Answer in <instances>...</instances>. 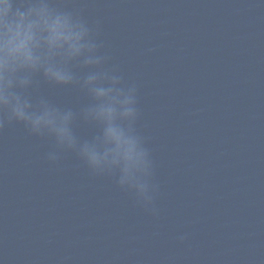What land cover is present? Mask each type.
<instances>
[{"label":"water","instance_id":"95a60500","mask_svg":"<svg viewBox=\"0 0 264 264\" xmlns=\"http://www.w3.org/2000/svg\"><path fill=\"white\" fill-rule=\"evenodd\" d=\"M49 6L79 16L104 67L135 86V129L152 165L150 188L135 191L152 199L145 204L122 188L118 170L96 174L52 138L5 123L0 264H264V0ZM39 19L34 12L25 22ZM33 32L35 58L46 31ZM3 48L0 28V60ZM11 59L29 70L22 52ZM88 71L73 67L80 79ZM25 94L76 114L92 102L80 87L50 84L42 73ZM72 130L80 143L100 134L79 115Z\"/></svg>","mask_w":264,"mask_h":264},{"label":"clouds","instance_id":"9594fccd","mask_svg":"<svg viewBox=\"0 0 264 264\" xmlns=\"http://www.w3.org/2000/svg\"><path fill=\"white\" fill-rule=\"evenodd\" d=\"M15 4L19 5L15 7L18 19H10L9 11ZM34 12L39 21L26 23V14ZM41 26L46 35L43 45L36 42L41 51L34 58L28 44L35 40L33 28ZM0 28L5 53L0 60V129L5 123H21L33 135L52 138L58 150L77 153L96 174L118 170L122 188H150L149 153L135 129L136 88L124 85L114 69L104 67L106 57L98 54L100 45L86 23L77 15L51 8L49 0H3ZM13 52L23 53L22 66L29 70H17L11 59ZM73 67L88 69V74L80 79ZM38 73L50 84L80 87L92 102L79 114L62 111L43 99L33 104L25 90ZM77 115L97 126L100 134L91 141L78 142L72 130ZM49 159L55 161L57 156L50 154ZM119 160H123V167H114ZM135 192L145 204L151 203L150 194Z\"/></svg>","mask_w":264,"mask_h":264}]
</instances>
